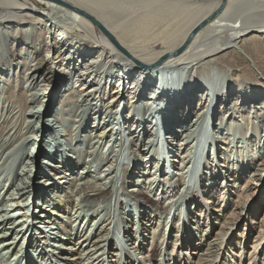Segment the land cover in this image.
<instances>
[{
    "label": "bare ground",
    "instance_id": "obj_1",
    "mask_svg": "<svg viewBox=\"0 0 264 264\" xmlns=\"http://www.w3.org/2000/svg\"><path fill=\"white\" fill-rule=\"evenodd\" d=\"M35 1L46 6L48 11L63 14L67 20H70V25L73 26L70 28L79 36L72 34L66 28L53 25V22L48 23V20L46 21L48 24L41 22L37 16L43 14L38 12L36 7L35 10L29 7L33 0H0V181H2L1 177L9 164L7 160L11 159L15 151L21 149L18 147V142L26 140L27 145L31 146L30 150L21 151L20 156H24L25 159H31L35 156L37 160L39 159L41 167L37 161L34 163L31 160L32 168L26 170L23 167L15 176L16 180H19L23 185L25 183L21 179L25 177L29 185L20 188H16L17 185L14 184L9 185L11 187L7 186L8 192L15 189L18 200L21 199V204H16L17 208L20 206L19 210L21 211L23 209L29 210L33 203L31 201L32 196L36 197L38 193L39 200L42 199L40 202L41 209L38 212L40 215L36 216V219H41L40 216L43 214L42 219H47L49 226H53L54 221H56V224L63 231L64 237H66V240L63 241L57 237L50 238V240L56 239L57 242L68 243L69 245L81 241V243H87V246L91 244L93 248L94 246L98 248V251L105 252L109 232H106L107 229H101L102 226H105L102 225V222L91 237H86V234L78 230L72 232V230L67 229V226L61 225L56 218L53 220L51 216L46 218V208L51 209L52 206H56L57 212L64 213L72 204L71 201L75 199V196L81 197L78 204L97 202L109 196L106 189L102 190L96 182L87 178L90 174L89 170L83 174L82 169H86L87 163L82 165L79 170L81 173L79 177L77 176L79 171L76 173L75 170L80 163L73 161L68 154L79 151L78 147L85 143H92L90 149H93L98 145V141L110 139L111 135L114 134L112 129L106 131V127L110 125L109 122H113L109 121L111 118L117 121L115 119L117 114L114 113V109L126 97H129V101L125 107L123 106L126 112L121 119L123 126H125L124 130L128 131L129 139L134 144L135 151L146 152L147 148H142V145L145 144L143 142L144 136L149 129L152 130L153 128L151 124L145 125L137 120L136 112L141 110L143 112L156 111V106L152 103L156 101L153 97L158 96L159 93H164L160 96L163 100L165 96L171 97L170 91L167 92L164 89L159 92L160 90H155L156 83L154 85L153 82V74L155 73L152 72L161 68L165 59L168 60H165L166 64L164 65L177 64L192 59L196 53L203 54L202 52L212 59V57H217L220 54L218 51L223 48H219L220 45L241 44L240 49L251 57L258 56L257 61H263L262 65L257 61L254 62L258 63L260 70L264 72V52L262 51L264 50V0ZM99 26L107 34H104ZM221 33H230L227 34L229 36L228 41L224 43L220 41ZM157 45L161 48L155 49ZM49 54L50 58L47 59ZM121 59L125 60L126 63H120L122 62ZM159 59L163 61L158 63ZM235 63L229 61L225 63L228 68H233L231 85L216 99L217 108L212 124L215 126V128L213 126V132L219 135V138L226 121L233 120L235 117H241L240 119L243 120L244 117L240 116L243 111L247 115L255 114L257 120L264 122V83L259 79L250 80L252 79L250 76L252 72L242 60ZM54 64L56 67L53 68ZM214 64L218 68L221 66L220 64L218 66L217 62ZM124 72H126L125 75ZM110 73L115 75L119 73L116 81L108 76ZM66 75L71 77L70 82L61 86L62 91L58 90L57 85L66 78ZM40 82H43V85H40ZM115 85L118 86L115 87ZM148 85L151 90L148 89ZM184 86V93L181 94L182 97L179 96L180 103H178L179 105L175 104L178 106L174 107L173 112L163 109L157 112L159 116L163 117V132L165 140L167 139L169 142L177 138L183 140V135L189 134L195 126L200 124L209 109L207 107V90L191 80H188ZM162 103L164 102L162 101ZM79 109L81 113L77 111ZM95 117H98L96 122ZM25 130L27 134H30V137L25 134ZM226 130L229 131V129ZM261 130L264 136V128ZM25 135H27V139H25ZM150 137L149 130L148 139ZM153 139L158 141L157 136ZM94 151L96 152V150ZM94 151H91L89 156ZM10 172L9 169L6 173ZM24 172L27 173L24 175ZM251 173V178H245L243 184H237V177L230 180L228 177L230 174L223 177L221 174L214 175L210 172V177L206 175L202 178L203 184L201 183L202 186L197 189L195 195V198L197 197L196 204H199L200 212L204 216L203 220L206 222L209 231L213 232L218 228V231H215L213 235L214 242L220 248L229 245L228 252L231 255H233V247L237 246V242L233 241L240 239V234H234L230 240H225L233 227L222 224L220 219L223 216L220 212L224 206L230 204V198L234 193H237L235 197L238 198L242 194L248 196L249 193L255 191L253 183L261 182L262 173ZM71 175L73 178L69 177ZM76 177L80 178L81 181L78 187L76 183L78 178ZM166 179L167 176L160 181L163 183ZM147 180L148 186L144 189L149 193L163 188V184L154 185L153 179ZM212 182L214 183L212 184ZM62 184L66 187H62ZM186 184L184 177H182L176 186L179 185L181 189L188 190L189 186L187 187ZM67 188H70V194L62 191ZM132 189L131 193L135 194L137 188L134 186ZM62 192L64 198L60 196ZM255 193L257 192L255 191ZM49 194H51V198ZM263 199L264 197L261 198V200ZM151 207L156 212L159 210L156 214L159 215L161 212L160 205L152 204ZM257 209L259 208L255 207L248 214L245 213L246 218L243 217L244 213H242L241 218L251 220L247 216L256 215ZM163 210L161 213L167 215V210ZM54 215L61 216L58 213H54ZM156 215L152 217L150 213L142 212V218L147 217L146 222L149 223L148 226L152 230L156 226L155 217H158ZM10 221L9 216L3 222L0 221L1 262L21 263L22 260L26 259L27 263L30 256L37 254V258L41 255V260H45L44 262L49 259V264H55V261L61 262V264H83L76 253L69 257L63 256L62 251L54 252L51 256L41 253L43 249L39 245L46 247L48 244L42 233L37 239L41 237L43 242H38L37 239L30 236L25 245V248H30V251H23V248L20 247L14 258L10 260L11 257L7 256L19 247V241L12 238L13 231L6 227ZM14 222L9 223V225L13 226ZM42 222L43 220L38 223ZM32 231H34L33 227ZM256 238L258 243L254 249L255 252L264 243L262 234H258ZM243 239L244 236L241 237L238 256L242 253ZM157 246L156 244L151 249L152 256H154ZM108 247L109 250H113L112 243ZM61 254L62 256H59ZM5 257H7L6 260ZM46 257L47 259H45ZM52 258L53 260H51Z\"/></svg>",
    "mask_w": 264,
    "mask_h": 264
},
{
    "label": "rangeland",
    "instance_id": "obj_2",
    "mask_svg": "<svg viewBox=\"0 0 264 264\" xmlns=\"http://www.w3.org/2000/svg\"><path fill=\"white\" fill-rule=\"evenodd\" d=\"M30 5V8H34L35 10L36 7V10L43 14L37 16L40 18L41 22H53V25L60 26L63 29L66 28L72 34L79 36V34L71 29L73 26L70 25V20H67L63 14H56L55 12L48 11L46 6L38 4L35 0H33V3ZM227 34L230 33L220 34V41L222 43L228 41L229 36H227ZM240 45L241 44L232 45L229 43H227L226 46L220 45L219 48L223 47V50L221 49V52L218 51L221 55L218 54L217 57H214L215 59L213 57L212 59L208 58L210 56L207 54L205 56L204 52H202L203 54L196 53L192 58L193 60L188 59L186 62H180L181 64L171 63L164 65L166 64L165 60H168L165 59L161 65L162 67L158 70L155 69L152 72L155 73L153 74L154 85L156 83L155 90H160L159 92H161L165 89L164 91H170L169 94H172H170V98L165 96L164 100L160 98L164 93H159L158 96L153 97L156 101L152 104L156 106V111H144V113L141 110L140 112H136L137 120L145 125L151 124V127L153 128L152 130L149 129L151 134L150 139H148L149 130L146 136H144L143 142L145 144L142 145V148L146 147V152L135 151L134 144H132V141L129 139L128 131L124 130L125 126H123L121 121L123 114L126 112L124 107L129 101V97L121 100L118 104L119 107L117 106L116 109H114V113L117 114V117L115 118L117 121L112 120V118L109 120L113 122H109L110 125L106 127V131L112 129V133L114 134L111 135L110 139L106 138L98 141L99 146L96 145L93 149H90V147H92V143L90 142L91 144L85 143L78 147L79 151L75 153L70 152L68 154L65 152L72 157L71 159L73 161L80 163L75 170L76 173L81 169L84 163L85 165L87 163L88 165L86 169H82L83 174L86 170H89L90 174L87 178L92 182H96L102 190L106 189L109 196L103 200L100 199L97 201L98 203L92 202L78 204L81 197H74L72 195L75 199L71 201L72 204H70L64 213L57 212L58 210L56 206H52L51 209H45V213L47 214L46 218H50V216L52 217V220L56 218L61 225L65 224L67 229L72 230V232L78 230L83 234H86V237H91L97 226L102 222V225L104 224L105 226H102L101 229H107L106 232H109L108 241H106L105 245V252L98 251V248L95 246L93 248L91 244H88L87 246V243H81V241L69 245L68 243L57 242L56 239L54 241L50 240V238L54 239V237H57V239L60 238V241H63L66 240V237H64L63 231L60 226L56 224V221H54L53 226H49L47 219H42L43 214L40 216L41 219H36L40 215L38 212L41 209L40 202L42 199L40 198L39 200L38 193L36 197L34 195L32 196L33 198L31 201L33 203L31 202L32 204L29 210L23 209L21 211L19 210L20 206L17 208L16 204H21V199L18 200L16 192L14 191L15 189H13L14 192H8L7 188L11 187L13 184L17 185L16 188L29 185V182L25 177L21 179L25 183V185H23L19 180H16L15 176L23 167H25L26 170L27 168H32V161L34 163L37 161L41 167L39 159L37 160L35 156L31 159H25L24 156H20L21 151H28L31 146H28L29 144L27 145L26 140L24 142L22 140L18 142V147L21 149L15 151L11 159L7 160V163L9 164L7 165L6 172L10 169L12 173L4 172L1 177L2 181H0V212H2L0 213V221L3 222L8 216L11 218V221L8 222L6 227L10 231H13L12 238H14L15 241H19V247H17V250L9 254L7 257H11L10 260L13 259L16 252L20 250V247L23 248V251H30V248H25L30 236L37 239L42 233L48 244H46V247L45 245H39L44 251H41V253H46L51 256L54 252L57 253L62 251L63 256L67 255L66 257L76 253L77 257L83 264H264V243L258 247L256 250L257 252L254 250L257 247L256 245L258 241H256V237L258 234H262V241L264 242V199L261 200V198L264 197V136L261 130L264 128V122H262V120H257L255 114L247 115V113L243 111L240 116H243L246 120L244 118L243 120L240 119L241 117L227 120L224 129L221 131L220 138L219 135H216L215 132H213L214 125L212 124V119L217 108L216 99L219 95L227 91L231 85L233 68H228V65L225 63H228V61L235 63L242 60L244 64L246 63L249 66V70L252 72L250 74L252 79H248H259L264 83V72H262L257 65L258 63L262 65L263 61H257L256 59L258 56H255L254 58V56L251 57L248 55L245 51L239 48ZM160 48L159 45L155 46V49ZM262 51L264 52V50ZM234 57L237 58L234 59ZM49 58L50 54L47 59ZM121 60L122 62L120 63H126L125 60ZM160 60L162 59H159V61ZM254 61H257L258 63H255ZM214 62H217L218 66L220 64L221 68L215 66ZM54 67H56L55 64L53 65V68ZM125 74L126 72H124V75ZM118 75L119 73L117 75L112 73L108 74V76L113 78V81L117 80L116 77ZM70 78L66 75V78L57 85V88H59L58 90L62 89L61 86L64 83H69ZM188 80L194 81L200 87L207 90V107H209L210 110L208 109L200 124L195 126L189 134L187 133L183 135V140L182 138H177L176 140L174 139L169 142V140H165L163 132V117L159 116L157 112L162 111L161 109L168 112H173L175 110L179 105L178 103H180V97H182L184 93V85ZM40 83V85H43V82ZM117 86L118 85H115V87ZM148 89L151 90L149 85ZM162 101L164 103H162ZM175 104L178 105L176 106ZM77 111L81 113L80 109ZM151 115L152 117H150ZM97 120L98 117H95V122ZM226 129H229V131ZM181 132L182 130L180 133ZM25 134H27L26 130ZM27 135L30 137V134ZM27 135H25V139L28 138ZM155 136L158 137V141L153 139ZM94 150H96V152ZM91 151L94 152L89 156ZM40 172H42L41 169ZM210 172L214 175L221 174L223 177H225L226 174H230L231 176H228L230 180L237 177V184H243L246 179L251 178V172L262 173L261 182L259 183L256 181L253 183L254 189L257 193L253 191L252 193H249L248 196H243L244 194H242L238 198L235 197L237 193H234L230 198V204L224 206L223 210L220 212L225 218L222 217V219H220L222 224L228 227H233V229L228 232L225 240H230L231 236L234 234H240V239H234L233 241L235 243L237 242V246H235V248L233 247V255L228 252L229 245L220 248L217 246V243L214 242L213 235L215 234V231H218V228L213 232L209 231L206 222L203 220L204 216L202 212H200L201 209L199 208V204H196V191L203 184L202 182L204 180H202V178L206 175L210 177ZM26 173L27 172H24V175ZM80 173L81 172L79 171L77 175L78 177ZM166 176L168 180L166 179V181L162 183L160 180ZM69 177L73 178L72 175ZM182 177H184L187 187L189 186L188 190L181 189L179 186L180 184L176 186L177 182L180 181ZM147 179H153V183L155 182L154 185L157 183L163 184V188H159L154 192L151 190L152 192L149 193L144 189L148 186ZM58 180L60 181V179ZM55 181L58 182L57 179H55ZM76 181L78 187L81 183L80 178ZM213 183L214 182H212V184ZM132 186L137 188L135 194L131 193V190H133ZM62 187L66 186L62 184ZM64 190L65 189L62 191L70 194V188ZM63 192L60 194L61 198H64ZM49 196L51 198V194H49ZM154 200L156 201L153 202ZM35 201L36 204L34 205ZM152 204L160 205L161 212L164 211L163 209H166L167 215H164L161 212V214L159 213V215H156L159 210L157 212L154 211L151 207ZM254 206L259 209H257L256 215L253 217L247 216L251 220L241 218L242 213H244L243 217H245V213L248 214L253 208H255ZM142 212H148L152 217L155 215L158 216L155 217L156 226L154 230H152L151 227L149 228V223L146 222L147 217L142 218ZM51 213L53 214L51 215ZM54 213H58V215L61 216L57 217ZM14 220L16 221L14 222ZM41 220H43V222L38 223ZM12 222L15 224H13V226L9 225V223ZM32 227L34 231H32ZM147 228L148 230H146ZM192 235H194L193 238H191ZM243 236L242 253L238 256L240 252L241 237ZM37 241L43 242L41 237L37 239ZM208 242L211 244L208 245ZM110 243L113 245V250L108 249ZM156 244L158 246L154 256H152L151 249ZM59 256H62V254ZM7 257H5V260ZM41 258V255L37 258L36 254L30 256L27 263L25 259L22 260L21 263L0 261V264H49V259L47 262H44L45 260H41ZM45 259H47V257ZM51 260H53V258ZM54 263L61 264V262L57 261Z\"/></svg>",
    "mask_w": 264,
    "mask_h": 264
},
{
    "label": "water",
    "instance_id": "obj_3",
    "mask_svg": "<svg viewBox=\"0 0 264 264\" xmlns=\"http://www.w3.org/2000/svg\"><path fill=\"white\" fill-rule=\"evenodd\" d=\"M99 28H100V30L104 33V34H107L104 30H103V28L101 27V26H99ZM163 60H160V61H158V63H161Z\"/></svg>",
    "mask_w": 264,
    "mask_h": 264
}]
</instances>
